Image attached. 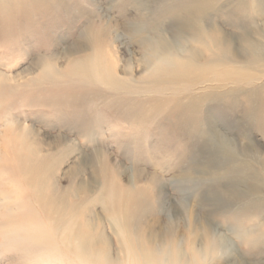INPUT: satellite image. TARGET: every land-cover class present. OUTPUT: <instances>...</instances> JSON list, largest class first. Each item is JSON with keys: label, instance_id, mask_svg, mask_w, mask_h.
I'll return each mask as SVG.
<instances>
[{"label": "rangeland", "instance_id": "obj_1", "mask_svg": "<svg viewBox=\"0 0 264 264\" xmlns=\"http://www.w3.org/2000/svg\"><path fill=\"white\" fill-rule=\"evenodd\" d=\"M201 261L264 264V0H0V264Z\"/></svg>", "mask_w": 264, "mask_h": 264}, {"label": "bare ground", "instance_id": "obj_2", "mask_svg": "<svg viewBox=\"0 0 264 264\" xmlns=\"http://www.w3.org/2000/svg\"><path fill=\"white\" fill-rule=\"evenodd\" d=\"M222 39H223L222 41H225L223 52L224 53H231L232 52V50H231L232 45L230 44L229 37H227V36L225 37L224 36V38H222ZM253 44H255V42L254 43L251 42V41L249 42L250 48H251V46ZM166 48H167V44H164V43H160V42H158V43L157 42L156 43H150V44L148 43L145 53L147 54L148 57L155 58V59H160V58L162 59V56L164 55L162 52H164V50L167 51ZM226 51H228V52H226ZM249 53H250V50L234 52V54H233L234 57L233 58H235V59H239L240 57L246 58L249 55ZM258 57L262 58V54H260V56H258ZM151 60H153V59H151ZM148 65H150V64L148 63ZM199 68H200V66H199ZM193 69H194V67H193ZM196 69H198V68H196ZM154 184H156V181H154ZM141 203H142V201L139 200V199H135V201H133V204H134L133 205V210H132L133 218H132V223H130V225H131V227H133L134 230H135V228L139 229V227H140V221H141V217H142L141 214H142V211H143V209H141ZM134 219L136 220V223H134V221H133ZM156 246H159V245L156 244ZM161 246H163V244ZM173 246H175V245H173ZM160 251H161V249H157V248L156 249H151V251H149V252L145 251L142 254L143 260L149 261V262H151L153 260L157 261V257L159 255ZM198 251L201 252V250H198ZM173 255H177L176 257L179 259V256H178L177 253H173Z\"/></svg>", "mask_w": 264, "mask_h": 264}, {"label": "clouds", "instance_id": "obj_3", "mask_svg": "<svg viewBox=\"0 0 264 264\" xmlns=\"http://www.w3.org/2000/svg\"><path fill=\"white\" fill-rule=\"evenodd\" d=\"M238 242H239L240 246H242L245 249H248L250 247V243L247 240H239ZM210 255L212 258H224V259H226L229 255V253L223 249H217L215 251L210 252ZM200 264H207V261H201Z\"/></svg>", "mask_w": 264, "mask_h": 264}]
</instances>
